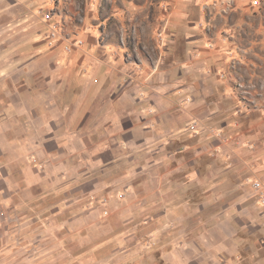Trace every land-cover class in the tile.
<instances>
[{
  "label": "crops",
  "instance_id": "crops-1",
  "mask_svg": "<svg viewBox=\"0 0 264 264\" xmlns=\"http://www.w3.org/2000/svg\"><path fill=\"white\" fill-rule=\"evenodd\" d=\"M165 2L166 49L152 65L87 29L71 52L19 54L28 61L13 68L7 98L0 76V207L24 212L37 190L81 198L109 188L122 217L176 224L168 264H264V207L215 181L208 134H249L230 128L233 84L262 71L264 3ZM193 122L206 131L188 130ZM262 123L249 130L260 140Z\"/></svg>",
  "mask_w": 264,
  "mask_h": 264
},
{
  "label": "rangeland",
  "instance_id": "rangeland-1",
  "mask_svg": "<svg viewBox=\"0 0 264 264\" xmlns=\"http://www.w3.org/2000/svg\"><path fill=\"white\" fill-rule=\"evenodd\" d=\"M163 1L168 3V0H0V66L3 67L0 76L5 74L6 98L13 91L12 79L17 72L13 68L24 67L28 61L25 57L19 59V54L26 56L32 51L59 47L64 50L65 42L60 40L51 48L45 40L48 28L42 23V16L46 11H53V21L61 22L63 36L83 40V33L90 29L104 36L106 44L132 61L152 65L166 49ZM260 2L263 4L264 0ZM83 18L89 28L84 26ZM262 19L264 24V15ZM262 40L264 46V34ZM262 54L264 60V49ZM230 60V69L237 68L239 61L235 54ZM260 66V73L252 72L239 82L235 76L233 84L237 98L230 128L249 134L234 135L235 138L214 128L213 131L228 137L225 142L208 133L215 181L230 180L235 185L234 192L254 200L256 195L250 182L264 179L261 178L264 140L251 136L253 132L249 131L250 123L264 120V61ZM261 126L264 131V123ZM261 137L264 139V135ZM199 163L203 165L204 161ZM214 184L217 187L218 183ZM220 190L224 191L225 187ZM112 193L108 188L99 194L85 193L77 198L81 194L70 192L63 197L61 192L37 190L25 195L26 209L21 204L24 212L17 209L18 205L16 213L15 208H9L11 214L5 215L3 210L8 208L0 207V264H168V259L172 261L180 239L176 224L169 222L167 227H156L158 220L147 216L126 219L122 217L125 209L111 206Z\"/></svg>",
  "mask_w": 264,
  "mask_h": 264
},
{
  "label": "built area",
  "instance_id": "built-area-1",
  "mask_svg": "<svg viewBox=\"0 0 264 264\" xmlns=\"http://www.w3.org/2000/svg\"><path fill=\"white\" fill-rule=\"evenodd\" d=\"M169 2H172L174 0H168ZM221 1V0H220ZM228 3H231L229 1ZM168 6L164 7V10H166ZM55 17L54 12L52 11H46L43 13L42 16V23L45 27H47V33L45 40L48 42V45L52 48L56 45V42L62 41L65 42L64 51L65 52H71L75 49L80 48L83 45L82 40H71L69 36H63L61 33V22L59 20L53 21ZM61 32V33H60ZM163 35L165 36V32H163ZM63 36V37H62ZM163 41V38H161ZM198 124L196 122H193L188 126V130L194 131L198 128ZM211 136L221 139L222 141H228V137L223 135L221 132H215L213 130L210 131ZM251 189L256 195L258 199V203L260 206H264V179L251 181Z\"/></svg>",
  "mask_w": 264,
  "mask_h": 264
}]
</instances>
